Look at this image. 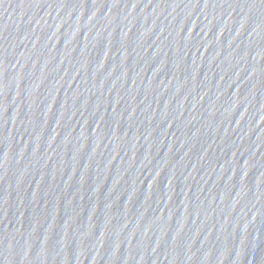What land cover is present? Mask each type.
<instances>
[{"label": "water", "instance_id": "95a60500", "mask_svg": "<svg viewBox=\"0 0 264 264\" xmlns=\"http://www.w3.org/2000/svg\"><path fill=\"white\" fill-rule=\"evenodd\" d=\"M0 264H264V0H0Z\"/></svg>", "mask_w": 264, "mask_h": 264}]
</instances>
